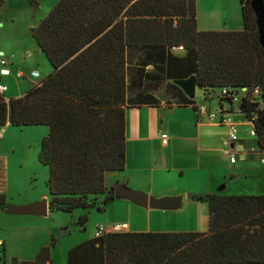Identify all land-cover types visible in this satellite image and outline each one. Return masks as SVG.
Listing matches in <instances>:
<instances>
[{
	"label": "trees",
	"instance_id": "obj_1",
	"mask_svg": "<svg viewBox=\"0 0 264 264\" xmlns=\"http://www.w3.org/2000/svg\"><path fill=\"white\" fill-rule=\"evenodd\" d=\"M6 0H0V6ZM35 4L36 1L32 0ZM244 29L200 30L197 0H59L34 32L53 70L10 100L0 91V126L47 125L39 154L48 166L50 209L104 212L108 171L127 165V59L131 45L195 51L197 83L253 122L264 154V48L252 0H240ZM225 86L247 87L240 103ZM259 88L260 93L254 92ZM223 106V105H222ZM0 158V207L8 203ZM210 206L208 232H103L72 247L67 264H264V194L192 195ZM52 243L30 261L49 264Z\"/></svg>",
	"mask_w": 264,
	"mask_h": 264
},
{
	"label": "crops",
	"instance_id": "obj_2",
	"mask_svg": "<svg viewBox=\"0 0 264 264\" xmlns=\"http://www.w3.org/2000/svg\"><path fill=\"white\" fill-rule=\"evenodd\" d=\"M58 1L51 3L49 13ZM240 9L242 13L241 3ZM197 11L200 30L233 31L243 30L245 27L244 18L241 23L237 14L232 17L224 11L204 12L199 8V0ZM49 13L41 18L36 28ZM126 59L127 165L123 170L107 172L106 184L110 195L113 194V187L126 184L132 189L142 190L158 198L182 196V206L177 209L144 207L130 199L112 195V201L106 210L101 212L104 218L96 224L95 234L90 238L96 236L100 227L105 228L104 232H208L209 203L193 200L192 195L214 192L226 195L264 194V171L260 174V168L248 162L252 160L255 148L260 150L257 136L255 135V147L253 136L243 127L248 124V120L243 121L241 117L237 119L244 129L241 136L245 152L239 158L241 161L238 159L236 163H232L224 155L229 140L228 126L197 112V106L200 104L214 110L206 101L218 97L212 94L207 98L204 93H200L201 97H198L197 91L196 97L190 98L177 84V81L195 75V51L179 49L178 46L163 48L131 45L128 47ZM52 70L53 66L49 72ZM29 89L20 91L15 96H23ZM222 105L228 107L226 102H223L217 109ZM9 124L11 123L0 126L3 129L0 131V138L7 133L5 126ZM34 126H46L50 131L47 125ZM163 134H168L167 141L164 140ZM239 182L248 190H242ZM222 185L225 187L220 189ZM228 187H231L230 192L226 191ZM6 193L8 194V190ZM45 198H48L50 203V194ZM84 213L83 210L82 214ZM117 224H121L122 228L115 229ZM37 227L39 226L26 225L21 227V231H34ZM54 230V227H49L51 238L55 236ZM20 235L26 236L22 232ZM0 242L7 244L2 238ZM67 262L68 257L65 264ZM49 264H53V259Z\"/></svg>",
	"mask_w": 264,
	"mask_h": 264
},
{
	"label": "rangeland",
	"instance_id": "obj_3",
	"mask_svg": "<svg viewBox=\"0 0 264 264\" xmlns=\"http://www.w3.org/2000/svg\"><path fill=\"white\" fill-rule=\"evenodd\" d=\"M35 1L33 4L32 0H8L5 5L0 6V84L8 86L9 90L5 92L8 98L16 97V93L20 91L25 92L32 82L34 84L43 81L52 68L34 37L33 28L49 13L51 3L55 0ZM199 8L204 12H228L232 17L237 14L243 23L239 0H199ZM3 59L6 64H2ZM5 68L12 73L3 75ZM18 72L24 73V76L18 77ZM34 72H38L39 76H33ZM199 96L201 97L200 93ZM206 104L216 110L220 101L219 98H214L206 101ZM226 105L232 106L229 102ZM233 117L236 121L240 117L247 121L245 114L233 113ZM243 127L249 130L251 125ZM5 129L7 133L0 138V158L5 162L8 173V204L24 205L45 198L49 195V168L40 162L39 154L42 141L48 134V127H20L9 124ZM2 130L0 127V131ZM253 138L257 147V138L255 135ZM255 150L252 160L248 162L259 167L261 174L264 171V154L258 148ZM238 185L242 190H248L247 187L243 188L241 182ZM230 189L228 187L226 191L230 192ZM82 212V209L74 212L55 210L46 216H36L10 214L1 209L0 238L6 240L7 244L0 242V264H13L16 258L20 261L35 259L42 247L52 243L50 226L55 229L56 239L52 249L53 264H65L69 250L93 236L96 224L104 218L103 213L94 209L90 213L89 221L81 226L79 218ZM33 219L36 221L31 222ZM26 225L39 227L34 231L27 228L28 231H21V227ZM21 232L26 236H19Z\"/></svg>",
	"mask_w": 264,
	"mask_h": 264
},
{
	"label": "water",
	"instance_id": "obj_4",
	"mask_svg": "<svg viewBox=\"0 0 264 264\" xmlns=\"http://www.w3.org/2000/svg\"><path fill=\"white\" fill-rule=\"evenodd\" d=\"M252 8L257 18V25L260 35V43L264 48V0H252ZM36 27L33 31H36ZM177 84L184 89L186 94L190 98H195L197 91L199 93H205L207 90L197 83L196 75H192L186 80H179ZM225 185H222L220 189H223ZM114 197L127 198L135 203L144 206L157 209H177L182 206V196H167L158 198L150 196L148 193L142 190H135L128 187L126 184H118L111 189ZM7 213L19 214V215H36L46 216L50 210V203L48 198H43L24 205L6 204L1 207Z\"/></svg>",
	"mask_w": 264,
	"mask_h": 264
},
{
	"label": "built area",
	"instance_id": "obj_5",
	"mask_svg": "<svg viewBox=\"0 0 264 264\" xmlns=\"http://www.w3.org/2000/svg\"><path fill=\"white\" fill-rule=\"evenodd\" d=\"M179 49H184L183 45L178 46ZM6 60H2V64H6ZM3 75H9L11 74V70L8 68L3 69L2 72ZM19 77H23L24 73L18 72L17 74ZM33 76H39L38 72H34L32 74ZM8 89L7 85L0 84V91L6 92ZM247 87H242L238 89H233L231 86H225L222 89V94L230 100L233 101V103L236 105L240 103L241 99L245 96V94L248 92ZM254 92L257 94L260 93L259 88H255ZM243 93V94H241ZM197 112L200 115H206L209 117L210 120L217 121L221 124H225L229 128V140L227 143V147L224 150V155L230 159L232 163H236L237 160L240 158L242 154L245 152V146L242 142V134L244 132V129L242 127V124L239 121H236L235 117H233V113H243L240 109H236V107H220L217 110H211L209 107H207L204 104H200L197 106ZM244 114V113H243ZM248 124L251 125L249 129V133L254 136L256 135V131L253 126V122L248 120ZM163 138L165 141L168 139V134H163ZM262 162L264 163V158H262ZM122 228L121 224H117L115 226V229L119 230ZM105 231L104 227H100L97 232L96 236H99L103 234Z\"/></svg>",
	"mask_w": 264,
	"mask_h": 264
}]
</instances>
